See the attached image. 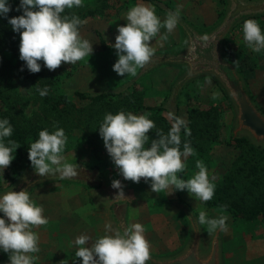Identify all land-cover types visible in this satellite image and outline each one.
<instances>
[{"label": "clouds", "instance_id": "9594fccd", "mask_svg": "<svg viewBox=\"0 0 264 264\" xmlns=\"http://www.w3.org/2000/svg\"><path fill=\"white\" fill-rule=\"evenodd\" d=\"M83 0H20L16 9L22 15L8 19L13 31L20 35V60L28 71L39 73L41 63L49 71H55L62 64L75 65L86 56L93 54V44L81 37L80 27L87 23L75 13L62 15L66 9L83 7ZM12 10L8 0H0V16L8 17ZM180 9L168 11L166 18L156 15L155 8L142 3L132 6L126 13V25L117 27L118 35L114 47L118 56L113 71L123 77L135 76L137 69L150 63L155 53L151 41L161 29L172 33L179 23ZM243 39L256 53L264 50V32L257 20L247 19L243 24ZM167 39V35L163 37ZM236 63V62H235ZM21 71L24 68L20 69ZM41 96L48 94V88L36 89ZM150 113L141 115L125 112L123 109L113 114L106 113L99 126V134L104 141L109 156L124 180L140 183L143 178L150 182L151 191L160 193L174 187L176 191L187 190L200 202L210 201L215 193V176L209 174L202 160L196 161V172L191 178H179L177 173L185 171L184 161L195 154L190 140L182 142L181 132L190 136L191 132L184 118L171 115L172 124L165 134L156 129L155 139L149 133L156 128L149 119ZM39 132V138L30 144L28 159L40 177L53 175L60 180L78 175L79 165L65 162L61 153L67 145L65 130L53 125ZM13 127L8 119H0V169L8 168L13 160V152L20 147L10 137ZM146 145H148L146 147ZM181 148L183 150H181ZM111 187L119 189L116 198L124 196V185L114 179ZM227 208L222 206V211ZM43 206H37L27 189L9 191L0 196V250L9 256V264H34L39 257V237L33 227L48 223L43 215ZM228 217L218 215L209 218L200 211L198 223L207 225L208 233L227 231ZM74 243L78 245L76 257L82 264H147L151 259L150 243L144 235V226L134 223L121 231L111 223L105 225V233L92 240L81 234ZM88 245V246H85Z\"/></svg>", "mask_w": 264, "mask_h": 264}, {"label": "crops", "instance_id": "0c3cea01", "mask_svg": "<svg viewBox=\"0 0 264 264\" xmlns=\"http://www.w3.org/2000/svg\"><path fill=\"white\" fill-rule=\"evenodd\" d=\"M137 3L154 7L156 15L162 22L168 12L165 7L173 11L179 8L180 18L196 28L204 29L218 21L226 8L227 0H159V4L154 3L152 0H126L125 5L118 11L92 16L86 20V24L80 27L81 37L88 39L93 44L94 49L92 55L84 58V66L80 65L78 70L81 77L93 78V80L86 81L88 90L98 91L110 89L113 86L116 88L120 83H124L123 81L131 79L132 81L135 80V85H140L141 89L144 90V104L154 105L162 101L163 96L172 86L174 79L184 66L161 63L160 66L151 69L148 74L144 72L136 78L127 74L121 77L113 71V65L118 59L116 51L112 47L118 35L117 27L127 24L125 20L126 13ZM233 28H235V25L231 29ZM229 32L226 37H231ZM235 33V36L232 40L230 38L228 43L230 50L236 47L240 50L243 49L244 54H251L250 57L254 58L252 63L254 68L252 70L249 68L247 64L250 61L248 56H241L240 63L232 60L237 65L239 64V68L245 76L249 92L256 103L259 104L261 102L257 100L255 88L257 90L264 86V79L259 83L257 77L261 70L264 72V51L253 52L245 41L239 45L238 40L243 37V27H239ZM165 35H167V39L163 38ZM100 36L103 37L109 47L104 48L102 46ZM226 37L223 49L225 40L229 39ZM183 42L184 32L177 24L172 33H167L166 29L162 28L160 34L150 43L155 52H170L180 48ZM234 42H236V45ZM217 87L218 85L215 82H211L204 75L203 80L198 85V90L189 89L191 86H186L184 89L182 88V91L180 90L177 96L178 108L181 110V106H184L185 111L187 99L192 95H198L205 103L217 102L215 98L219 96L220 91ZM210 89L214 90V97L211 96ZM101 179L100 175V182ZM102 184L103 182L95 186L75 180L55 178L39 182L31 188L30 198L36 202L37 206H43V215L48 220L45 225L33 227V231L39 237L38 246L40 248L39 253L31 254L34 257H39L34 264H82V260L75 255L79 247L74 243L76 237L84 234L95 240L105 233L106 224L111 223L114 228L119 227L113 212V204L117 201H125L128 226L134 223H140L144 226V235L150 243L151 253L157 255L170 254L184 245L189 235V223L182 209L173 202V199L177 197L175 193L174 195L169 193L165 198L167 203L163 204L164 210L161 207L152 209L147 200H141L136 206L137 217L135 220H131L129 213L134 207L131 200L127 197L116 198V196H112V192H109ZM178 192L181 196L182 191ZM157 194L159 195V193ZM157 194L155 192L153 194L156 200L160 198ZM172 196L174 197L172 198ZM160 202L166 201L160 200ZM129 205H131V210H129ZM191 205L198 216L200 211L207 212V208L216 207V205L208 206L198 200L194 203L191 202ZM205 226L207 227V225ZM223 263L231 264L230 260H225ZM0 264H9V256L2 250H0Z\"/></svg>", "mask_w": 264, "mask_h": 264}, {"label": "trees", "instance_id": "16d2710c", "mask_svg": "<svg viewBox=\"0 0 264 264\" xmlns=\"http://www.w3.org/2000/svg\"><path fill=\"white\" fill-rule=\"evenodd\" d=\"M159 4V0H152ZM12 10L8 17L0 16V43L10 33L11 12L19 7L20 0H8ZM90 5L83 0V7L66 9L62 15H71L75 13L82 20L102 14L106 8L114 5V0H90ZM22 12V10H21ZM23 14V12H22ZM255 17V14H249L248 17ZM258 16V15H256ZM259 24L264 25L262 22ZM101 44L104 48L109 47L103 37L100 36ZM227 40V39H226ZM225 40V41H226ZM226 54H229V45L224 47ZM41 63L39 73H31L27 67L20 71V75L28 79L32 85V90L38 96L39 114L34 117L16 119L13 115L14 98L18 95L15 85L10 76L3 68H0V119H8L13 127V139L20 146L16 152H13L11 165L4 170L8 176V185L12 184L17 177L26 168L31 166L28 159V149L30 144L39 138V132L47 128L49 132L54 131V124L69 132L74 127H82L92 131L95 137H100L99 126L103 122L106 113L116 114L120 110L132 112L133 114H144L143 110H149L151 115L149 119L155 122L156 128L149 133V136H155L156 129H161L166 134L172 124L171 115L179 116L178 104L173 108L168 107L164 102L146 105L143 102L144 90L135 87V82H125L114 89H102L96 92H84L76 90L74 93L80 99L89 100L88 105H78L68 94L59 92L56 87V74L49 71ZM239 67V64H238ZM241 67V66H240ZM132 85V86H131ZM37 87L48 88V94L41 96L36 90ZM130 88V89H129ZM222 89V88H221ZM223 90V89H222ZM224 96L229 99L224 92ZM192 101V102H191ZM166 110L170 117L159 112ZM152 111H158L152 113ZM185 120L191 135L185 136L181 132L182 142L190 140L191 146L196 153H206L210 150L213 141L220 136V114L216 103H205L189 96L185 110ZM96 128L98 132L96 133ZM230 142L237 147V153L225 167L218 181L215 182V193L208 202H203L208 206H224L233 216L245 220H264V145L255 144L245 134L229 136ZM149 140V144H150ZM147 146V145H146ZM181 150H183L181 148ZM91 152L97 159L106 163V157L101 155V146L97 142H91ZM189 156L185 161L193 158ZM184 161V163H185ZM99 168L98 164L93 165ZM100 169V168H99ZM100 184V183H99ZM99 184H95L98 186ZM177 197L179 192L173 187Z\"/></svg>", "mask_w": 264, "mask_h": 264}, {"label": "rangeland", "instance_id": "374dc122", "mask_svg": "<svg viewBox=\"0 0 264 264\" xmlns=\"http://www.w3.org/2000/svg\"><path fill=\"white\" fill-rule=\"evenodd\" d=\"M125 1L126 0H114V5L112 7L106 8L105 11L102 12V14H110L114 11H118L121 7L125 5ZM85 2L89 5L91 4L90 0H85ZM16 9L17 7L13 12H11L10 18L22 15V12L17 11ZM253 14H255V17L253 16V18L252 17L250 18L248 17V15H245L236 21V23L234 24L235 28L231 29V31L229 32L231 37L230 36L226 37L229 39L225 41L224 47H227L229 45L228 43L230 42L229 41L230 38L232 40V38L236 34L235 31L239 29V27H243L245 20L254 19L264 24V12H258ZM212 25H209V27ZM9 27H10L9 30L10 33L3 39L4 41L0 43V68H3V70L8 73L12 83L15 85L18 91V95H16V97L14 98V109L12 113L14 117L19 120L22 118L34 117L36 114H39L40 112L38 108V97H37L38 95L33 92L30 81L22 77L19 73L21 71L20 70L21 68H26L25 63L21 61L19 58L20 35L19 33L13 31L11 25ZM260 27L262 32H264V25L261 24ZM239 40L238 43L240 45L241 42L244 41V39L242 37ZM235 43L236 42H234V44ZM242 51L243 49L240 50L239 48L236 47L232 50H230L229 48V52H230L229 54H231L232 59L234 61L240 63L241 56L242 57L248 56L250 61H248L247 64L249 65V68L252 70L254 68V66L252 65L254 58L250 57L251 54L250 55L249 53L244 54ZM224 53H226L225 50ZM84 63H85L84 59L78 61L75 65L64 63L62 64L61 67H59L54 71V73L56 74L57 90L59 92H64L68 94L69 97L72 98L78 105H88L89 100L80 99L74 93L76 90H81L84 92H96V91H89L86 85V81L93 80V78L81 77L78 73L80 65L84 66ZM158 66H160V63L152 67L151 69H154ZM151 69L145 72V74H148ZM182 69H180V72ZM204 75L207 79L209 78L211 82L212 81L215 82V84L218 85L217 88L220 89L218 93L219 96L215 98V100L217 101L215 103L219 107V114H220V126H219L220 136L217 140L213 141L211 150L203 154L197 151L192 159L185 161V165H186L185 171L183 173H177V175L179 178H184V179L191 178L196 172H198V169L195 166L196 161L202 160L205 163L206 167L208 168L210 177L211 176L216 177L214 181L215 183L216 181L219 180L221 173L223 172L225 167L230 163L234 155L237 153V147L235 146L234 143L230 142L229 139V136L230 134H232L233 131L234 109L230 100L224 96L225 95L224 88L221 86V84L218 83V81L213 76L209 74L199 75V77L197 76L198 78L195 77L191 79L182 88L184 89L186 86H191V88L189 89H192L193 91L198 90V85L203 80ZM257 77L259 79V83H261L262 79H264V72H262L261 70L258 73ZM130 80H126L123 82L125 83V82L135 81V80L134 81L132 80L130 81ZM124 83H120V85H123ZM135 87L141 89L140 85H135ZM261 87L262 88L260 89L258 88L257 90L255 88V93L257 95L256 96L257 100L261 102L259 103L260 105L259 104L258 105L264 112V86ZM114 88L115 87L113 86L110 89H114ZM170 89L171 87L165 93L161 102H164L166 105H168V107L173 108V106H170L168 104ZM183 89H181V91ZM210 93L212 94L211 96L214 97L213 89H210ZM192 97H194L196 100L202 101L198 97V95H192ZM184 109H185L184 106H181V110L178 108V112L180 116L185 119ZM158 111L170 117L166 110H158ZM158 111H152V113ZM145 112H150V111L143 110V113ZM95 132L96 133L98 132L97 128ZM66 136L68 138L67 145L64 151L61 153V155L64 156L65 158V162L74 163L76 161H80L89 166L98 164L100 168V175L102 178L100 183L103 182L102 184L103 187H105L109 192H112L111 193L112 196H116L119 192V189L112 188L111 183L114 179L120 180L121 183L124 185V196L119 198L127 197L131 200V204L134 205L132 210H131V205H129V210H131L129 213V217L131 220L136 219L137 217L136 206L141 200L143 199L147 200V203L152 207V209L153 208L157 209V207H161V209H163V204L167 203V200L165 199L167 195H169V193L171 195H174L175 192L173 191V187H171L167 190L161 191L159 195L156 193L157 196L160 197L156 200L154 199L155 197V195H153L154 192L152 193L151 191L150 182L146 183L143 178L138 184L132 181L124 180L123 176L119 174V170L115 167L114 162L109 156L107 149L104 146L103 139L101 138V136L95 137L92 134L91 130L82 127H74L69 132L66 133ZM151 139H155V136H150V140ZM91 142H97L100 144L101 155L103 157H106L105 158L106 163L102 162L101 159L99 160L93 156L91 152ZM32 168H33L32 165L28 167V169H32ZM4 170L0 169V191L11 185V184L8 185V176L4 174ZM23 172H21L20 174H22ZM30 190L31 188L28 190V192H30ZM173 197L174 196H172V198ZM179 198L180 200L187 201L192 209L193 206L191 205V202L194 203L195 201H197L193 196L189 194L187 190L182 191V195ZM160 200L166 202L161 203ZM207 210L208 211L206 212V214L208 213L209 218L211 217L215 218L218 215H225L228 217L227 231H220L221 244L223 245L222 256L224 262L225 260H230L231 264H264V224L262 220L260 219L245 220L240 217H235L232 216L231 213L227 210L222 211V207L220 206H216L214 208L210 207L207 208ZM195 214L198 217L197 213ZM202 227L205 235L207 236L209 234L207 231V227L205 225H202Z\"/></svg>", "mask_w": 264, "mask_h": 264}, {"label": "water", "instance_id": "95a60500", "mask_svg": "<svg viewBox=\"0 0 264 264\" xmlns=\"http://www.w3.org/2000/svg\"><path fill=\"white\" fill-rule=\"evenodd\" d=\"M165 8L167 11H173ZM258 12H264V0H227L223 14L209 28L199 29L179 18L178 24L184 32L182 46L170 52H155L150 63L142 69L138 68L134 78L159 63L183 65L182 71L172 83L168 98V104L174 107L180 90L188 81L203 74L213 76L224 88L234 109L232 135L245 134L255 144L264 145V112L250 94L242 71L223 49L224 39L236 21L245 15ZM72 164L79 167L78 175L70 180L89 185L100 183L98 167L80 161ZM55 178H59L58 175L40 177L34 168H27L10 186L0 191V196L9 191L22 189L28 191L39 182ZM173 202L183 210L188 219V238L184 245L173 253L163 255L151 253V259L147 264H224L220 231L206 236L189 203L180 200L179 197L174 198ZM125 207V201L113 204V212L121 231L128 227ZM0 216H3V213H0Z\"/></svg>", "mask_w": 264, "mask_h": 264}]
</instances>
